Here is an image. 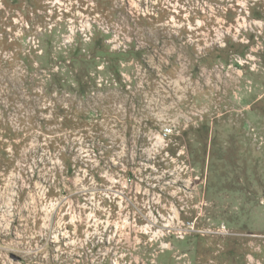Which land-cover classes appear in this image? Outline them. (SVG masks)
<instances>
[{
	"label": "rangeland",
	"instance_id": "obj_1",
	"mask_svg": "<svg viewBox=\"0 0 264 264\" xmlns=\"http://www.w3.org/2000/svg\"><path fill=\"white\" fill-rule=\"evenodd\" d=\"M0 264H264V0H0Z\"/></svg>",
	"mask_w": 264,
	"mask_h": 264
},
{
	"label": "trees",
	"instance_id": "obj_2",
	"mask_svg": "<svg viewBox=\"0 0 264 264\" xmlns=\"http://www.w3.org/2000/svg\"><path fill=\"white\" fill-rule=\"evenodd\" d=\"M102 52V50H100ZM130 53H132L131 51H129ZM127 52V53H129ZM138 53V52H137ZM111 54H116V55H125V52H111ZM136 55V54H135ZM108 75L109 77L107 78L109 81H117L119 82L120 81V76L118 75V72L116 71V69H113L111 68V65L108 66ZM73 78L74 80L77 82L78 86H80V88L84 89V88H87V87H90L93 85L94 81L93 80V77L90 76V74H82V72H79L78 70H76L74 72V75H73ZM63 85V83H62Z\"/></svg>",
	"mask_w": 264,
	"mask_h": 264
},
{
	"label": "built area",
	"instance_id": "obj_3",
	"mask_svg": "<svg viewBox=\"0 0 264 264\" xmlns=\"http://www.w3.org/2000/svg\"><path fill=\"white\" fill-rule=\"evenodd\" d=\"M171 128L170 127H164L163 128V132H162V136L166 137L167 135H169L171 133Z\"/></svg>",
	"mask_w": 264,
	"mask_h": 264
}]
</instances>
